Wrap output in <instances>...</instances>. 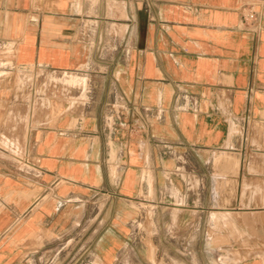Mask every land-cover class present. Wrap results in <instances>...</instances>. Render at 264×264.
I'll list each match as a JSON object with an SVG mask.
<instances>
[{
    "label": "crops",
    "instance_id": "crops-1",
    "mask_svg": "<svg viewBox=\"0 0 264 264\" xmlns=\"http://www.w3.org/2000/svg\"><path fill=\"white\" fill-rule=\"evenodd\" d=\"M240 2L0 0V264L156 263L141 200L264 244V12Z\"/></svg>",
    "mask_w": 264,
    "mask_h": 264
},
{
    "label": "rangeland",
    "instance_id": "rangeland-1",
    "mask_svg": "<svg viewBox=\"0 0 264 264\" xmlns=\"http://www.w3.org/2000/svg\"><path fill=\"white\" fill-rule=\"evenodd\" d=\"M29 77L32 78V75ZM47 78L55 76L48 75ZM55 79L66 80V76ZM154 207L155 203L141 200L138 208L142 213L135 221L136 239L144 245L143 251L148 249L151 260H156L152 264H240L243 257L257 255L264 260V244L253 240L252 231L222 230L226 226H235L233 222L237 213L216 212V208L212 207L203 215H180L174 213L178 210L172 208L169 216L160 215L166 225L159 226L154 216ZM227 234H231L235 242L244 244V253L241 248L223 246L216 249L209 243V240L226 238ZM125 264H130L129 257Z\"/></svg>",
    "mask_w": 264,
    "mask_h": 264
},
{
    "label": "built area",
    "instance_id": "built-area-1",
    "mask_svg": "<svg viewBox=\"0 0 264 264\" xmlns=\"http://www.w3.org/2000/svg\"><path fill=\"white\" fill-rule=\"evenodd\" d=\"M238 9L242 13V19L245 24H256L257 31L262 28L260 20L264 12V0H241Z\"/></svg>",
    "mask_w": 264,
    "mask_h": 264
}]
</instances>
